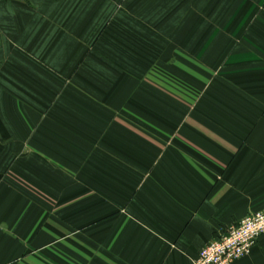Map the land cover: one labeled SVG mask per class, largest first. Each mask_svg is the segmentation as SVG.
<instances>
[{
    "label": "crops",
    "instance_id": "crops-1",
    "mask_svg": "<svg viewBox=\"0 0 264 264\" xmlns=\"http://www.w3.org/2000/svg\"><path fill=\"white\" fill-rule=\"evenodd\" d=\"M263 210L264 0H0V264H194Z\"/></svg>",
    "mask_w": 264,
    "mask_h": 264
},
{
    "label": "built area",
    "instance_id": "built-area-1",
    "mask_svg": "<svg viewBox=\"0 0 264 264\" xmlns=\"http://www.w3.org/2000/svg\"><path fill=\"white\" fill-rule=\"evenodd\" d=\"M264 236V210L246 217L237 227L207 245L194 264H233L250 255Z\"/></svg>",
    "mask_w": 264,
    "mask_h": 264
}]
</instances>
